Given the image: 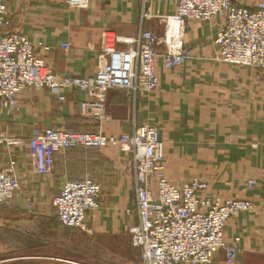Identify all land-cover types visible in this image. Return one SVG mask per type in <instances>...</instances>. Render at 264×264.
<instances>
[{
  "label": "crops",
  "instance_id": "obj_1",
  "mask_svg": "<svg viewBox=\"0 0 264 264\" xmlns=\"http://www.w3.org/2000/svg\"><path fill=\"white\" fill-rule=\"evenodd\" d=\"M0 1L10 21L6 32L20 33L31 43L48 47L46 52H38L58 77L92 76L108 61L100 58L103 31L123 39H132L141 30L150 31L158 39L159 55L191 49L193 58L174 69L163 68L157 59L154 92L134 96L109 90V120L100 128L96 121L79 114L84 93L65 90V100L58 102L45 90L29 89L19 95L17 112L0 107V133L27 139L35 128L74 133L101 129L119 136L142 125L155 126L164 145L165 173L172 184L183 185L198 177L209 184L210 197L247 199L253 204L251 211L226 223L224 239L233 244L239 238L232 264H264V71L214 60L213 42L221 18L189 21L179 28L173 23V0L149 3L148 19L141 18L142 0H86L83 7H72L68 0ZM232 1L254 8L264 0ZM124 47L117 45L118 49ZM11 158L16 163L21 195L0 211V224L15 231L25 223L18 239L24 253L38 251L45 242L78 247L72 241L77 234L129 240L128 230L138 221L130 155L113 147L58 152L52 174L45 177L33 173L26 146L16 149ZM7 161L5 149L0 147V170L8 167ZM84 178L101 188L100 208L87 215V233L62 226L51 206L65 182ZM250 180L256 183L251 189L247 188ZM25 199L35 201V207L26 209ZM22 257L20 261L36 264L46 259L58 261L37 254ZM214 264H226L222 251Z\"/></svg>",
  "mask_w": 264,
  "mask_h": 264
},
{
  "label": "built area",
  "instance_id": "obj_2",
  "mask_svg": "<svg viewBox=\"0 0 264 264\" xmlns=\"http://www.w3.org/2000/svg\"><path fill=\"white\" fill-rule=\"evenodd\" d=\"M152 1L142 0V19L151 17L147 5ZM173 1V23L179 28L189 21L223 20L213 42L215 61L264 71V1L254 8L237 6L232 0ZM85 4L86 0H68L72 7ZM9 24L6 6L0 1V107L17 112L19 95L29 89L45 90L58 102L65 100V90H77L85 94L79 114L96 121L99 128L109 120V90L134 96L152 93L158 85V58L165 69L177 68L193 58L191 49L159 55L158 39L150 31L141 30L132 39L103 31L100 58L108 61L92 76L58 77L39 55L38 50L46 52L48 47L33 44L20 33H7ZM118 44L125 47L118 49ZM23 146L28 148L33 173L42 177L52 174L58 152L113 147L130 155L138 221L128 231L131 248L138 252L141 264H214L220 251L226 264L234 263L239 238L227 244L225 225L236 215L251 211L253 204L247 199L210 197L209 184L198 177L183 185L172 184L165 173L164 145L157 127L142 125L119 136L107 135L101 129L74 133L35 128L27 139L0 133V147L8 156V167L0 170V208L21 195L11 157ZM255 185L254 180L247 182L249 189ZM100 196V186L89 178L65 182L51 200L56 221L66 228L87 231V215L100 208Z\"/></svg>",
  "mask_w": 264,
  "mask_h": 264
},
{
  "label": "rangeland",
  "instance_id": "obj_3",
  "mask_svg": "<svg viewBox=\"0 0 264 264\" xmlns=\"http://www.w3.org/2000/svg\"><path fill=\"white\" fill-rule=\"evenodd\" d=\"M24 204L28 210L35 207V201L32 199L29 202L25 199ZM6 206L1 207L0 211H3ZM22 225L15 227V231H9L8 226L0 224V264H36L35 261L19 260V258L26 257H22L23 255L34 256L36 254L42 258L58 259V261L46 259L38 264H141L138 252L131 248L129 231V240L127 241L94 236L80 237L77 234L72 236V241L78 243V247L64 242H54L53 244L45 242L38 251L33 252L28 249L27 253H24L18 246L19 231ZM84 232L87 233V231Z\"/></svg>",
  "mask_w": 264,
  "mask_h": 264
},
{
  "label": "trees",
  "instance_id": "obj_4",
  "mask_svg": "<svg viewBox=\"0 0 264 264\" xmlns=\"http://www.w3.org/2000/svg\"><path fill=\"white\" fill-rule=\"evenodd\" d=\"M77 149V148H76ZM70 150H73V149H70ZM85 150H98V149H85ZM69 151V150H68Z\"/></svg>",
  "mask_w": 264,
  "mask_h": 264
}]
</instances>
